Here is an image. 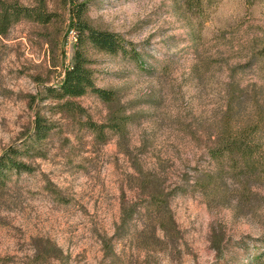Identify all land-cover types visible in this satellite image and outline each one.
Listing matches in <instances>:
<instances>
[{
	"label": "rangeland",
	"instance_id": "1",
	"mask_svg": "<svg viewBox=\"0 0 264 264\" xmlns=\"http://www.w3.org/2000/svg\"><path fill=\"white\" fill-rule=\"evenodd\" d=\"M70 1L0 0L44 2L52 14L47 24L22 18L0 34V155L21 149L28 168L0 178V264H237L244 246L263 248L264 178L237 176L207 148L225 115L226 83L247 90L233 123L264 98V71L245 50L264 32V0H213L202 23L181 0H77L91 25L140 54L89 51L95 85L135 115L122 138L89 127L109 115L92 92L57 99L48 91L72 57ZM37 116L48 128L40 140ZM136 167L158 172L160 189L196 172L215 175L218 186L171 195L164 236L153 230Z\"/></svg>",
	"mask_w": 264,
	"mask_h": 264
},
{
	"label": "trees",
	"instance_id": "2",
	"mask_svg": "<svg viewBox=\"0 0 264 264\" xmlns=\"http://www.w3.org/2000/svg\"><path fill=\"white\" fill-rule=\"evenodd\" d=\"M185 13L195 16L202 23L206 15V9L212 5L213 0H181ZM180 7V6H179ZM70 24L67 31L72 29L75 33L73 52L70 64L62 71V77L58 86L48 88L54 98H77L87 92H92L98 99L108 106L109 115L104 124H90L89 127L99 136L102 128L114 132L119 138L125 135L127 125L135 118L134 114H126V109L120 107L119 97L112 89L100 88L95 85L91 58L89 51L101 52L110 56L128 55L132 59H139L140 54L132 47L131 42L125 40L120 34L91 25L87 20L86 3L77 0L70 1ZM52 14L45 8L44 2L37 7H21L17 5H4L0 2V34H4L7 28L22 18L47 24ZM251 63H258V71H264V32L261 36L249 40L247 49ZM249 60V61H250ZM226 97L225 115L221 121V128L215 140L207 150L211 159H227L229 167L237 176L264 178V98L260 104L254 101L248 119L237 120L233 123L235 109H240L244 104L247 90L239 88L234 82L224 85ZM70 102H65L67 106ZM62 105V106H63ZM48 128L45 122L37 116L33 127L34 140H40L47 134ZM21 149L9 147L0 155V178L9 170L27 171V166L17 156ZM137 168V167H136ZM221 168V166H220ZM218 171H220L218 169ZM136 172V170H135ZM215 175L207 172H196L191 180L187 178L168 187H161V176L158 172L143 174L137 168L135 180L142 188H146L148 194L145 199L150 203L153 212L154 232L159 231L167 236L170 225H173L172 216L168 207V198L176 192H184L187 188L195 189L208 194L218 186ZM121 221L125 222L131 214L125 208H121ZM156 236V234L154 233ZM264 243V233L261 235ZM244 246V245H243ZM242 258H237V264H264V246L256 252L243 247ZM236 259V258H235Z\"/></svg>",
	"mask_w": 264,
	"mask_h": 264
},
{
	"label": "built area",
	"instance_id": "3",
	"mask_svg": "<svg viewBox=\"0 0 264 264\" xmlns=\"http://www.w3.org/2000/svg\"><path fill=\"white\" fill-rule=\"evenodd\" d=\"M68 37L72 42L75 41V33L72 29L68 30Z\"/></svg>",
	"mask_w": 264,
	"mask_h": 264
}]
</instances>
